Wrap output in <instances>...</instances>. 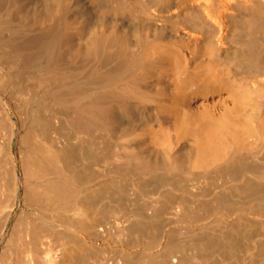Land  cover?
I'll return each mask as SVG.
<instances>
[{
	"label": "bare ground",
	"instance_id": "bare-ground-1",
	"mask_svg": "<svg viewBox=\"0 0 264 264\" xmlns=\"http://www.w3.org/2000/svg\"><path fill=\"white\" fill-rule=\"evenodd\" d=\"M0 264H264V0H0Z\"/></svg>",
	"mask_w": 264,
	"mask_h": 264
}]
</instances>
